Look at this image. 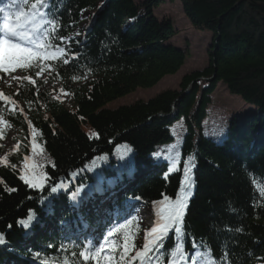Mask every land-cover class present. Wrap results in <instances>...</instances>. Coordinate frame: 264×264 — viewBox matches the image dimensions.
<instances>
[{"label": "trees", "instance_id": "1", "mask_svg": "<svg viewBox=\"0 0 264 264\" xmlns=\"http://www.w3.org/2000/svg\"><path fill=\"white\" fill-rule=\"evenodd\" d=\"M161 1L47 0L40 7L47 14L40 19L54 27L41 24L36 35L47 29L46 48L62 47L68 58L38 57L21 68L11 97L24 104L22 112H9L0 100V115L19 129L0 166V264H93L82 257L86 240L73 236L79 213L70 207L95 191L107 200L121 182L132 185L117 205L132 197L154 210L146 243L161 223L165 197L186 204L180 231L173 226L149 244L150 260L137 256L145 247L138 249L133 264H173L194 250L199 264H264V0H180L192 26L212 34L207 66L184 75L179 90L105 108L184 65L188 53L168 44L173 23L154 14ZM38 2L18 4L27 12ZM84 10H94L93 18L82 38L72 37ZM219 82L256 110L233 118L216 142L202 131ZM57 90L68 94L69 108L52 96ZM180 118L186 126L180 166L167 174V164L153 163L151 155L173 142L170 128ZM5 138L0 131V152ZM31 144L43 151L31 152ZM120 148L130 154L121 156ZM100 215L81 218L102 232ZM46 225L50 232L40 230ZM125 226L112 237L118 247L127 243L130 255L139 229Z\"/></svg>", "mask_w": 264, "mask_h": 264}, {"label": "rangeland", "instance_id": "2", "mask_svg": "<svg viewBox=\"0 0 264 264\" xmlns=\"http://www.w3.org/2000/svg\"><path fill=\"white\" fill-rule=\"evenodd\" d=\"M135 4H138L144 0H133ZM10 3L13 6L14 0H0V4ZM182 3L180 0H162L159 3L157 9H154V14L160 19H170L173 23L175 34L168 42L179 49H182L188 53L184 65L175 75L165 76L158 82L154 87L148 89L138 88L131 94L117 99L105 106L107 109H117L120 106L130 105L137 101H147L156 95L166 90H179L180 82L184 75L189 74L193 71L202 70L208 64V49L211 45L212 34L207 31H201L195 29L190 21L185 17L183 13ZM6 14V13H5ZM94 10H84L81 13L78 27L73 31L72 37L82 38L86 32L89 22L92 20ZM14 41L17 38H13ZM24 46H30L26 42L19 41ZM34 47V46H32ZM41 51L42 49H35ZM50 52L57 53L58 56L68 58L67 53L62 47H54L51 49H43ZM42 61H48L50 59H41ZM49 70V69H48ZM49 73V72H48ZM47 73H40L37 78L39 80H45ZM24 77L23 72L18 70V67L4 72L0 70V100L5 99L6 105L8 106L9 112L20 113L22 112L21 105L24 104L19 101L12 99L13 94L19 90L20 79ZM78 82L73 83L77 84ZM46 89H58L60 83H46L44 85ZM52 96L57 100L61 101L66 108H69L72 104L66 92L56 91L52 93ZM8 99V100H7ZM255 105L245 103L239 96L231 95L225 84L219 82L216 89L211 94V103L207 107V117L203 121V135L210 138L213 141H221L227 134L229 124L233 118L241 119L247 112L256 110ZM17 126L8 122L3 115H0V131H5L6 138L2 142V150L0 152V166L1 158L7 152L12 151L15 148L14 140L17 138L18 132ZM170 133L173 136V142L164 146H159L152 153L151 158L155 164H167V174L177 172L180 166L181 160V146L183 137L186 133V126L183 118H180L170 128ZM33 145V144H31ZM30 145V146H31ZM32 152H42L40 146H32ZM121 156L130 154L127 148L119 149ZM191 194V191L187 190L186 195ZM92 200L90 201V203ZM137 206V205H136ZM81 208V207H80ZM133 208V207H132ZM76 210L77 207H74ZM133 219L137 226L140 228V233L137 238V245L133 252L137 251L138 248H144L146 244L145 232L153 224V213L150 207H144L138 205L134 206ZM96 232L93 231L91 238L94 239L93 235ZM124 247H121V255L115 256L114 245L111 239L105 238L101 242L91 240L88 245V251L83 253V257L88 259L90 257H97L101 259L103 264H108L107 257L112 258V264H132L133 258H128L125 253H122ZM132 252V253H133ZM122 254L123 259H122ZM192 260L187 264H198L197 254L191 253ZM87 256V258H86Z\"/></svg>", "mask_w": 264, "mask_h": 264}, {"label": "snow or ice", "instance_id": "3", "mask_svg": "<svg viewBox=\"0 0 264 264\" xmlns=\"http://www.w3.org/2000/svg\"><path fill=\"white\" fill-rule=\"evenodd\" d=\"M18 3L24 4L27 3V0H18ZM41 6H49L47 0H39L38 3L31 4L30 10L27 12L20 10L19 12L12 13L15 19L0 25V31L5 33L3 37H0V70L8 72L17 67L27 68L38 57L41 59H55L57 53L43 50L47 47L44 40L47 38L48 30L45 29L41 36L36 35V31L40 28L41 24H50L54 27L52 20L40 19L47 15L46 13L40 12L39 9ZM8 36L16 37L17 40L15 42L11 41L7 38ZM19 41L26 42L30 46H24ZM35 49L42 50L37 51ZM188 171L189 169L186 167L185 176L188 175ZM36 186L39 187L40 185L37 184ZM188 187L190 188L191 185H188ZM52 191L55 192L56 189L53 188ZM165 204L166 207L161 212V223L157 228L152 229L153 238L149 243L145 244V251L143 253H137L138 257L146 256L149 260L152 259V256L148 255L149 252L153 251L149 247V244L155 245L157 241L162 240L173 226H176L177 232L180 231L179 225L184 215L183 209L186 207L184 198L178 197L174 203H168L167 197H165ZM120 227L124 229L126 226L121 225ZM125 239L127 241V235ZM3 243V237L0 236V244ZM127 251L128 244L125 243L124 252L126 253ZM106 259L108 264H112L111 257H107Z\"/></svg>", "mask_w": 264, "mask_h": 264}, {"label": "clouds", "instance_id": "4", "mask_svg": "<svg viewBox=\"0 0 264 264\" xmlns=\"http://www.w3.org/2000/svg\"><path fill=\"white\" fill-rule=\"evenodd\" d=\"M20 9L17 7L15 9V12H19ZM0 12L3 13H12V5L8 2V3H4V4H0Z\"/></svg>", "mask_w": 264, "mask_h": 264}]
</instances>
